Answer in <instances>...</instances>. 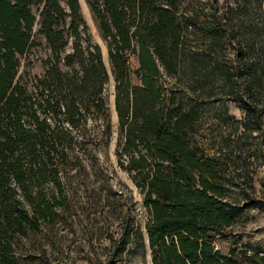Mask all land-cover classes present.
Wrapping results in <instances>:
<instances>
[{
    "label": "trees",
    "instance_id": "trees-1",
    "mask_svg": "<svg viewBox=\"0 0 264 264\" xmlns=\"http://www.w3.org/2000/svg\"><path fill=\"white\" fill-rule=\"evenodd\" d=\"M184 1L90 2L109 40L122 149L142 195L151 263L264 264V254L243 248L223 253L213 244L211 233L226 236L225 230L254 201L243 207L228 199L218 158L186 138L199 116L195 102L173 92L167 96L158 83L161 70L178 74L188 29L212 21L201 10L180 12ZM261 5L264 33V0ZM211 15L222 28L228 20L224 14ZM40 38L50 51L44 72H19L20 59L27 60ZM67 45L71 50L66 53ZM244 46L234 43L237 60L228 79L249 65L240 56ZM204 53L192 56L210 62L211 50ZM130 55L135 68L129 67ZM108 77L100 49L86 33L79 0H0V264H18L11 245L19 235L56 222L55 209L65 204L61 180L69 151L89 118L106 117ZM241 101L246 113L256 114ZM131 223L124 219L107 264L125 250Z\"/></svg>",
    "mask_w": 264,
    "mask_h": 264
},
{
    "label": "rangeland",
    "instance_id": "rangeland-1",
    "mask_svg": "<svg viewBox=\"0 0 264 264\" xmlns=\"http://www.w3.org/2000/svg\"><path fill=\"white\" fill-rule=\"evenodd\" d=\"M91 1L79 0L80 14L90 42L100 49L109 75L104 88L106 117L89 118L85 129L75 136L61 180L65 204L55 209L54 224L27 230L26 235H19L12 243L11 253L18 264H107L122 233L124 219H131V235L125 250L113 257L114 264H152L142 195L134 182L135 171L127 168L129 155L122 149L124 136L115 108L118 82L111 71L109 40L103 36ZM261 6V0H185L180 12L201 10L212 21L202 28L188 29L183 40L185 57L178 74L167 75L161 70L158 79L167 96L173 92L195 102L199 116L185 131L186 138L206 155L218 158L227 182L228 199L243 207L249 200L254 201L225 230L226 236L211 233L213 244L223 253L243 248L264 254ZM212 13L228 17L226 23L223 20V28L213 20ZM237 40L245 45L240 56L249 65L241 68L240 75L228 79L237 60ZM40 42V46L30 50L27 60L20 59L19 72L27 69L30 76L44 72L50 51L43 38ZM205 49L211 50L210 62L204 56H192L193 52L204 53ZM70 50L67 45L65 52ZM28 60L30 66H26ZM129 60V67L135 68L134 56L130 55ZM241 99L256 109L255 115L246 113ZM137 227L139 232L135 231Z\"/></svg>",
    "mask_w": 264,
    "mask_h": 264
},
{
    "label": "bare ground",
    "instance_id": "bare-ground-1",
    "mask_svg": "<svg viewBox=\"0 0 264 264\" xmlns=\"http://www.w3.org/2000/svg\"><path fill=\"white\" fill-rule=\"evenodd\" d=\"M82 2H83V0H82Z\"/></svg>",
    "mask_w": 264,
    "mask_h": 264
}]
</instances>
